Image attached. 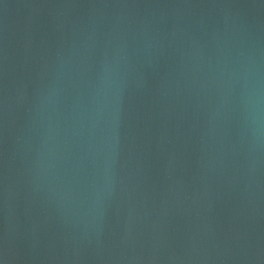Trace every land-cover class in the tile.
<instances>
[{
	"label": "water",
	"instance_id": "95a60500",
	"mask_svg": "<svg viewBox=\"0 0 264 264\" xmlns=\"http://www.w3.org/2000/svg\"><path fill=\"white\" fill-rule=\"evenodd\" d=\"M5 226L2 264H264V0H0Z\"/></svg>",
	"mask_w": 264,
	"mask_h": 264
},
{
	"label": "clouds",
	"instance_id": "9594fccd",
	"mask_svg": "<svg viewBox=\"0 0 264 264\" xmlns=\"http://www.w3.org/2000/svg\"><path fill=\"white\" fill-rule=\"evenodd\" d=\"M259 94L255 90H248L242 95L243 112L245 119L251 117L253 124L258 123L259 119Z\"/></svg>",
	"mask_w": 264,
	"mask_h": 264
},
{
	"label": "snow or ice",
	"instance_id": "6c2138e0",
	"mask_svg": "<svg viewBox=\"0 0 264 264\" xmlns=\"http://www.w3.org/2000/svg\"><path fill=\"white\" fill-rule=\"evenodd\" d=\"M6 246L8 248V238H7V229L5 226L4 235H3V241L2 244H0V247ZM2 264V262H0Z\"/></svg>",
	"mask_w": 264,
	"mask_h": 264
}]
</instances>
